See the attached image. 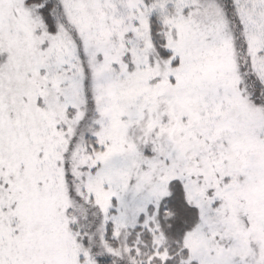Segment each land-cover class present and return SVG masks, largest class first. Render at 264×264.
Listing matches in <instances>:
<instances>
[{
	"label": "snow or ice",
	"instance_id": "snow-or-ice-1",
	"mask_svg": "<svg viewBox=\"0 0 264 264\" xmlns=\"http://www.w3.org/2000/svg\"><path fill=\"white\" fill-rule=\"evenodd\" d=\"M0 264H264V0H0Z\"/></svg>",
	"mask_w": 264,
	"mask_h": 264
}]
</instances>
